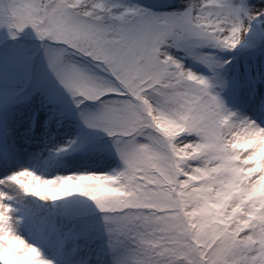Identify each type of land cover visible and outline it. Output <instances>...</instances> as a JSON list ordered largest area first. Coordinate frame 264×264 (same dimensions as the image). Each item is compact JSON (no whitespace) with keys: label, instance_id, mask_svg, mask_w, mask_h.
I'll list each match as a JSON object with an SVG mask.
<instances>
[{"label":"snow or ice","instance_id":"1","mask_svg":"<svg viewBox=\"0 0 264 264\" xmlns=\"http://www.w3.org/2000/svg\"><path fill=\"white\" fill-rule=\"evenodd\" d=\"M26 29L28 98L82 131L0 120V264H264V97L226 67L264 2L0 0Z\"/></svg>","mask_w":264,"mask_h":264},{"label":"rangeland","instance_id":"2","mask_svg":"<svg viewBox=\"0 0 264 264\" xmlns=\"http://www.w3.org/2000/svg\"><path fill=\"white\" fill-rule=\"evenodd\" d=\"M132 2L138 3L134 0ZM258 2H264V0H248L250 5H256ZM38 47L39 42L30 29H26L15 41L8 37L6 31L0 30V120L9 122L13 118L19 119L15 127L17 128L28 126L34 118L37 125L33 146L39 148L51 144L49 146L51 148L57 139L60 141L59 136L66 133L65 126L73 134L72 139H75L82 130L74 116L71 119L62 117L59 115V108L54 111V106L46 105L42 97L28 98L24 84L29 68L31 67L33 72L36 70L37 65H30L29 61L35 56L38 64ZM226 58L231 61V66L228 68L229 76L239 75L241 78H246L256 93L264 92V44L257 41L254 46L245 51L234 50ZM232 58L236 59L235 63L232 62ZM233 101V98L229 96L227 102L230 106L233 105ZM62 107L66 112L72 110L67 99L63 100ZM50 116L52 118L49 120ZM42 118L46 119L43 125L38 121ZM46 122L47 127H45ZM61 122H64L65 126L61 125ZM64 140L62 138L59 145H62ZM94 163L103 162L95 161Z\"/></svg>","mask_w":264,"mask_h":264},{"label":"bare ground","instance_id":"3","mask_svg":"<svg viewBox=\"0 0 264 264\" xmlns=\"http://www.w3.org/2000/svg\"><path fill=\"white\" fill-rule=\"evenodd\" d=\"M17 120H19V119L13 118V120L9 121L8 124H9L12 128H15L16 125H17ZM38 121H39L40 124L43 125V121H46V119L42 118V119H39ZM42 127H43V126H42ZM61 135H62V134H61ZM61 135L59 136L60 141H58V139H57V140H56V143H57V144L55 143V145H59V143L61 142V139H62V136H61ZM50 145H51V144L47 145V148H49ZM39 148H44V147H39ZM45 154H46V153H45Z\"/></svg>","mask_w":264,"mask_h":264}]
</instances>
